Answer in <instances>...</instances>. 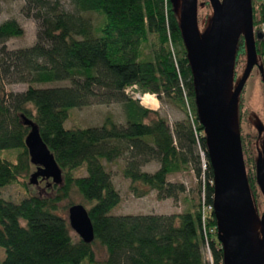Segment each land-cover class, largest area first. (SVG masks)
<instances>
[{
	"label": "trees",
	"instance_id": "1",
	"mask_svg": "<svg viewBox=\"0 0 264 264\" xmlns=\"http://www.w3.org/2000/svg\"><path fill=\"white\" fill-rule=\"evenodd\" d=\"M178 4L179 0H71L73 12H65L49 0H25L24 9L33 13L39 32L32 47L11 54L9 66L1 63L6 75L13 76L12 68L17 81L28 87L21 94L6 95L0 78V151L15 154V162L0 158V190L20 178L27 181L31 175L24 145L29 128L24 126V118L36 126L62 179L58 185L39 181L47 182L44 190L19 203L0 197V249L4 251L0 264H208L203 249L211 264H222L212 210L213 176L179 27ZM250 8L253 31L263 35L261 39L254 36V45L264 83V0H250ZM200 9L211 11L209 2L198 0L197 22ZM86 14L97 15L99 25L92 26L83 17ZM21 35L13 20L0 25V44ZM149 38L153 44L147 56L142 47ZM244 64L245 44L240 36L233 74ZM61 82L69 86L38 87ZM131 86L140 95L169 101L185 120L171 130L157 112L126 93ZM242 93L236 123L248 187L260 218L264 197L257 159L264 153V129L261 135L242 129ZM113 103L122 106L123 126L107 116L100 127H64L72 109ZM258 140L260 150L254 145ZM118 159L124 161L121 175L129 181L134 198L153 191L158 200H175L185 188L168 182L167 177L190 171L197 181V202L176 215L111 216L120 196L104 163ZM150 162L157 169L142 171ZM82 167L83 175L76 176ZM74 196L79 197L78 203L72 200ZM66 200V207L81 205L87 211L92 243L72 238L68 220L59 210ZM96 248L104 251L103 260L96 259Z\"/></svg>",
	"mask_w": 264,
	"mask_h": 264
},
{
	"label": "water",
	"instance_id": "2",
	"mask_svg": "<svg viewBox=\"0 0 264 264\" xmlns=\"http://www.w3.org/2000/svg\"><path fill=\"white\" fill-rule=\"evenodd\" d=\"M211 20L205 35H200L197 22L198 0H180L179 27L193 73L197 115L203 127L206 152L213 176L212 210L217 224V241L222 246V264H263L264 213L258 219L260 238L254 252L247 230L251 216L256 219L248 187L239 134L232 128L238 98L254 67L258 66L252 28L250 0H207ZM245 33L238 35L237 26ZM245 44V66L226 103L224 91L232 74L235 49L239 37ZM29 128L24 145L35 171L29 185L50 180L61 183V171L42 142L36 126L23 119ZM264 166L257 159V178L264 197ZM257 220V219H256ZM70 229L85 243L93 242L94 233L87 211L81 205L68 209Z\"/></svg>",
	"mask_w": 264,
	"mask_h": 264
},
{
	"label": "rangeland",
	"instance_id": "3",
	"mask_svg": "<svg viewBox=\"0 0 264 264\" xmlns=\"http://www.w3.org/2000/svg\"><path fill=\"white\" fill-rule=\"evenodd\" d=\"M51 3L58 4L59 8L65 12H73L71 6V0H49ZM180 5V0L179 4ZM25 0H0V25L6 21L13 20L22 30L20 37L8 39L6 42L0 44V78L3 84V88L6 95H17L23 93L27 87V83H20L17 80V74L12 68H9V72L13 76H8L3 72L1 63H6V67L11 58V54L16 51L24 50L32 47L37 42V36L39 32L38 23L33 19V13H26L25 11ZM211 11L206 9H200V16L198 17V30L200 35H205L211 20ZM83 17L97 27L101 19L95 14H86ZM241 30L237 32L238 35L245 33L244 25L241 21ZM153 39L149 38L148 44L142 48L147 56L150 55L152 50ZM11 62V61H10ZM9 66V65H8ZM245 66V64H244ZM244 67L230 76V96L236 86L239 78L242 75ZM69 86L68 82H61L49 85H39L38 87L49 88V87H63ZM139 93V92H137ZM150 95V94H149ZM156 107L148 109L157 112L158 116L163 118L169 128L172 130L173 126L177 122L185 120V115L169 101L155 98ZM243 121L242 129L252 134L261 135L264 129V83L261 80L260 69L256 66L250 73L247 79L243 93L241 95ZM237 113V109H236ZM110 116L113 121L123 126L125 124L124 113L120 104H109V105H89L87 107L76 108L69 111V118L65 122L64 127L66 129H85L100 127L104 119ZM235 132L238 133L236 114H235ZM255 147L260 150V141L254 142ZM13 152L0 151V158L7 159L15 162V154ZM262 165L264 166V153H261ZM106 171L110 174L111 182L115 190L119 193L120 202L111 211V216H147V215H176L186 212L190 209L194 202H197V181L194 175L190 171L180 172L167 177V181L174 184H182L185 188L183 194L178 195L177 199H165L158 200L155 192H150L143 198H134L129 192V181L125 180L121 175V169L123 168V159H118L112 164H105ZM158 165L155 162H150L144 165L141 170L144 172L152 173L157 169ZM35 171V167H31V173ZM76 176L83 175V167L74 173ZM264 177V176H263ZM29 180L20 178L16 183L9 185L0 190V197L11 203H19L21 200L35 195L39 191H43L45 183L39 182L37 185H29ZM50 182V181H48ZM264 187V181H263ZM72 200L75 203L79 202V197L74 196ZM69 201H62L59 204L60 215L68 220V205ZM66 208V209H65ZM255 216L258 222L259 216L255 212ZM259 222L256 232V236L259 237ZM72 238L76 241L79 237L71 230ZM257 241V238H256ZM97 260H103L105 258L104 251L101 249L95 250ZM203 259L206 263L211 264L210 255L207 249L202 250ZM4 259V251L0 249V262Z\"/></svg>",
	"mask_w": 264,
	"mask_h": 264
},
{
	"label": "bare ground",
	"instance_id": "4",
	"mask_svg": "<svg viewBox=\"0 0 264 264\" xmlns=\"http://www.w3.org/2000/svg\"><path fill=\"white\" fill-rule=\"evenodd\" d=\"M242 26L241 24H239L236 28V32H239L241 30ZM230 91H231V87H230V81L228 82L225 91H224V100L227 103L229 98H230ZM149 100V97H145L143 99V104H147ZM150 104L153 107H156V101L155 100H151ZM232 128L235 129V119H233V124H232ZM257 228H258V222L257 220L251 216L248 220V224H247V230L248 233L250 235L251 238V242H252V247H253V251L255 252L257 250V241H256V232H257Z\"/></svg>",
	"mask_w": 264,
	"mask_h": 264
},
{
	"label": "built area",
	"instance_id": "5",
	"mask_svg": "<svg viewBox=\"0 0 264 264\" xmlns=\"http://www.w3.org/2000/svg\"><path fill=\"white\" fill-rule=\"evenodd\" d=\"M262 32L264 31V26H262ZM126 93L129 94L130 96H132L133 99L135 100H138L140 102L141 105L145 106L146 108L148 109H152V106L150 104V101L151 100H155V96L154 95H149V94H145V95H140L139 93H137L136 91V86H131L130 88H128L126 90ZM149 97V100H148V103L147 104H143V99L145 97ZM200 156H201V160H202V163H203V155L202 153H200ZM211 208H208V210H210Z\"/></svg>",
	"mask_w": 264,
	"mask_h": 264
}]
</instances>
